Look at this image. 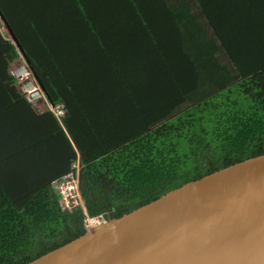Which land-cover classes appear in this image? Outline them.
Returning <instances> with one entry per match:
<instances>
[{
	"label": "trees",
	"instance_id": "obj_1",
	"mask_svg": "<svg viewBox=\"0 0 264 264\" xmlns=\"http://www.w3.org/2000/svg\"><path fill=\"white\" fill-rule=\"evenodd\" d=\"M62 1L68 10L0 0L16 36L0 32V264L81 236L88 216L121 217L264 154V0ZM94 2L117 12L83 9ZM87 13L120 17L134 39L91 42L85 26L106 25ZM20 56L47 101L65 105L63 124L15 86ZM79 156L85 209H64L53 185Z\"/></svg>",
	"mask_w": 264,
	"mask_h": 264
},
{
	"label": "water",
	"instance_id": "obj_2",
	"mask_svg": "<svg viewBox=\"0 0 264 264\" xmlns=\"http://www.w3.org/2000/svg\"><path fill=\"white\" fill-rule=\"evenodd\" d=\"M27 264H264V154L102 217Z\"/></svg>",
	"mask_w": 264,
	"mask_h": 264
},
{
	"label": "rangeland",
	"instance_id": "obj_3",
	"mask_svg": "<svg viewBox=\"0 0 264 264\" xmlns=\"http://www.w3.org/2000/svg\"><path fill=\"white\" fill-rule=\"evenodd\" d=\"M95 9L99 10L102 13H105V11H106V8L103 7L102 5H99V4L95 5ZM107 10L112 12L114 10V7L112 5H109L107 7ZM46 19H49V18L46 17ZM104 22L108 24V25H106V29H105L107 34L102 35L103 33H101L97 29L99 31V36L98 37H114L113 36L114 34H112L113 32H111V33H108V32L111 31V30H116V29L118 30L119 28H122V24H123V21L120 19V17L114 18L113 16H112V18H106L104 20ZM4 28L7 30V32L9 31V29L6 26H4ZM85 32L89 33V34H97V33L94 32V30H92L88 26L85 27ZM85 32H83V33H85ZM6 39L11 40V38L8 37V36H7ZM20 53L22 54V51ZM9 71L17 79L16 82H15V86L17 87V89L21 92V94L24 95V97L27 99V101L29 103H31L32 106L35 109H39L38 113L40 115L43 113L45 107L47 106L49 108V110L57 118V120L61 124H63V117L66 114L65 105L59 104V105H57L55 107V106H53L51 104L50 105L48 104L44 90H42V88L40 86H38L36 78H35L34 75H32L31 69L27 65V62L25 61L23 56H20L19 59H17L16 61L10 63ZM33 91H34V93H33ZM59 109H63L64 115H60L61 112H60ZM59 117H62L61 121L59 120L60 119ZM71 168H73V170L76 171L78 176H79V192L81 193V189H80V173H81V169H82V163H81L80 156L76 160H73V162L71 164ZM53 188L55 189L56 192H59L57 190L56 186L53 185ZM81 195H82V193H81ZM82 198H83V195H82ZM80 205L82 207L85 206L84 201L83 202L82 201H76L74 204H72V206H71L72 208L71 209H73L75 207H78ZM101 220H102L101 216H98V217H95V218H91V217L88 216L86 218L87 228L93 227L94 225L98 224Z\"/></svg>",
	"mask_w": 264,
	"mask_h": 264
},
{
	"label": "crops",
	"instance_id": "obj_4",
	"mask_svg": "<svg viewBox=\"0 0 264 264\" xmlns=\"http://www.w3.org/2000/svg\"><path fill=\"white\" fill-rule=\"evenodd\" d=\"M54 2H51V3H49L51 6H54V7H58V8H61V9H66V10H68V4H63V3H61V2H63L62 0H53ZM103 5V3H99V2H94V6H93V9H89L88 7L86 8H83V9H85L86 11H92V12H95V13H97V12H99V10H96L95 9V5ZM108 6H105V8H107ZM115 10V9H114ZM115 12H117L116 10H115ZM119 13H117V15H118ZM87 17H89V19L91 20V23L93 24V25H97V26H99V27H102V26H105V25H108L107 23H105L104 22V20H105V18H101V17H96V16H92L90 13H87V15H86ZM0 21H1V23H2V20H1V18H0ZM1 23H0V31H1V33H2V36H3V38H7V36L9 35V31H8V35H7V30L4 28V25L2 24V26H1ZM124 26V24H122V27ZM86 27V26H85ZM119 31H121L120 29H116V30H114V33H112V34H114L113 36L114 37H98L99 35H97V34H87V35H84L83 37L84 38H89L90 40H91V42H94V41H98V42H100L102 39H103V41H105V43H107L108 41H115V40H121V41H123V42H130V40H133L134 38H132V39H130L131 38V35L128 33V32H119ZM102 36V35H101ZM79 39H82L81 37H78V40ZM101 39V40H100ZM87 40V39H86ZM95 49V48H94ZM99 50V52H100V54H98V55H101V52L103 51V49H98ZM106 68V67H105ZM113 69H114V71H115V73L117 74V75H119V76H121V77H123V76H125L126 75V73H127V70L126 69H124V68H120V67H118L116 64L113 66ZM129 74V73H128ZM127 74V75H128ZM38 110L39 109H35V111L37 112V114L38 115H40L39 113H38ZM44 111H45V109H44ZM43 111V112H44Z\"/></svg>",
	"mask_w": 264,
	"mask_h": 264
},
{
	"label": "built area",
	"instance_id": "obj_5",
	"mask_svg": "<svg viewBox=\"0 0 264 264\" xmlns=\"http://www.w3.org/2000/svg\"><path fill=\"white\" fill-rule=\"evenodd\" d=\"M48 104L49 105L51 104L56 107L57 105L63 103L54 105L48 102ZM59 110L61 112L60 115H64L63 109H59ZM62 117H59L60 119L59 118L58 119L61 121ZM73 168H71L69 172L64 174V176L61 179H59L56 182V184H54V186H56L57 190L59 191L57 193L59 194V199L62 207L64 209H69V210H71L72 204H74L76 201H82V202L84 201L81 193L79 192V176L77 172L73 170ZM83 208L85 209V206H83Z\"/></svg>",
	"mask_w": 264,
	"mask_h": 264
},
{
	"label": "bare ground",
	"instance_id": "obj_6",
	"mask_svg": "<svg viewBox=\"0 0 264 264\" xmlns=\"http://www.w3.org/2000/svg\"><path fill=\"white\" fill-rule=\"evenodd\" d=\"M6 26V25H5ZM7 27V26H6ZM8 28V27H7ZM32 72V71H31ZM33 75V74H32ZM39 86V85H38ZM42 88V87H41ZM43 90V89H42ZM45 92V91H44ZM47 98V97H46Z\"/></svg>",
	"mask_w": 264,
	"mask_h": 264
}]
</instances>
